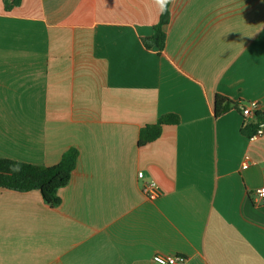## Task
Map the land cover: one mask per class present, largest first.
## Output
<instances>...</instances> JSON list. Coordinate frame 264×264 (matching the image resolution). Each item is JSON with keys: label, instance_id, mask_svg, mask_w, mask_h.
<instances>
[{"label": "crops", "instance_id": "obj_1", "mask_svg": "<svg viewBox=\"0 0 264 264\" xmlns=\"http://www.w3.org/2000/svg\"><path fill=\"white\" fill-rule=\"evenodd\" d=\"M5 1L0 158L79 159L59 206L0 188V264H264V136L215 115L218 95L264 110V0H173L162 51L143 41L165 0ZM168 114L180 124L140 148Z\"/></svg>", "mask_w": 264, "mask_h": 264}, {"label": "trees", "instance_id": "obj_2", "mask_svg": "<svg viewBox=\"0 0 264 264\" xmlns=\"http://www.w3.org/2000/svg\"><path fill=\"white\" fill-rule=\"evenodd\" d=\"M173 0H165L161 17L158 24L153 27V36L144 40L148 49L157 48L159 51L165 49L167 35L165 27L170 24V6ZM21 0H6V10L11 11L20 6ZM242 102H233L227 97L218 95L215 99V115L221 117L229 111L236 110L241 113ZM181 118L176 114H168L158 119L155 124L148 125L142 129L138 146L144 147L156 140L163 134V128L169 125L180 124ZM264 125V110H259L254 118H245L242 126V134L248 138H255L257 132ZM79 152L76 149H69L54 166H40L26 164L0 158V188L20 193L39 191L46 204L51 207L61 205L58 191L65 187L72 179L75 171Z\"/></svg>", "mask_w": 264, "mask_h": 264}, {"label": "built area", "instance_id": "obj_3", "mask_svg": "<svg viewBox=\"0 0 264 264\" xmlns=\"http://www.w3.org/2000/svg\"><path fill=\"white\" fill-rule=\"evenodd\" d=\"M240 110L243 117L255 119V114L261 109L259 104L253 101L249 103H243L240 106ZM262 136H264V125L261 127V129L258 130L257 136L255 138ZM138 178L141 181L140 190L148 200L153 201L162 196V192L159 188V184L157 181H155L154 179H146L145 174L143 172L139 173ZM254 202L257 205L264 204V187L255 191ZM152 261L154 264H186L187 259L178 254L176 255L156 254L153 256Z\"/></svg>", "mask_w": 264, "mask_h": 264}]
</instances>
